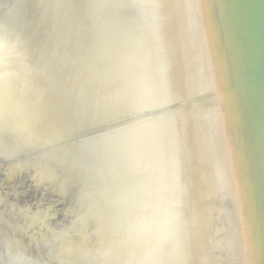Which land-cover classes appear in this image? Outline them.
Returning a JSON list of instances; mask_svg holds the SVG:
<instances>
[{
    "label": "rangeland",
    "instance_id": "374dc122",
    "mask_svg": "<svg viewBox=\"0 0 264 264\" xmlns=\"http://www.w3.org/2000/svg\"><path fill=\"white\" fill-rule=\"evenodd\" d=\"M141 1L0 0V54L14 69L3 73L13 96L0 95V264H264L250 97L231 94H242L239 133L229 101L197 99L181 50L155 51L183 40Z\"/></svg>",
    "mask_w": 264,
    "mask_h": 264
},
{
    "label": "bare ground",
    "instance_id": "6f19581e",
    "mask_svg": "<svg viewBox=\"0 0 264 264\" xmlns=\"http://www.w3.org/2000/svg\"><path fill=\"white\" fill-rule=\"evenodd\" d=\"M141 1V0H140ZM143 1H146L145 3H147L146 7L148 9H145V6H144V9L145 11L147 10H150L151 13H146L147 14H151V16L153 17V19L157 20V22L160 24V28L162 29V33L163 35H166L168 34L169 36H172V35H175V36H180L179 39L180 40H183V42L181 43L177 38H174L178 40V43H175L173 44L172 42L174 40H172V44L170 46V42L168 43H165L163 41H165L163 39V41H158L160 39H154V40H157L158 41V47H154L156 48L155 51L157 52L158 51H171V53L176 54L177 51L181 50V55L182 53H184V55L182 56H185L186 57V60L183 59L184 63L181 62L179 59L181 58H184V57H181L178 59V62L182 63L183 65L182 66H179L180 68L182 67V70L187 73H189L190 75L192 74V78H190V82L191 81H194V83H196L197 87H198V84L201 83L202 84V94H198L199 96L197 97V99L199 101H203V100H207V101H213V102H218L220 101V105H224L225 107V104L224 102L226 101H229L230 103H228V106H229V110H228V107H227V111H230V113L233 114V118H232V121H233V125L235 127H237V132L240 133L239 131V126L238 124H236V119L237 117L234 115L235 113V110L234 109V104L232 105V103H235L237 100H239L241 97H242V94L239 92V93H236L233 97H232V92H235L236 90H240V91H244V93L248 94V96L250 97V105H251V110H252V117L254 119V124H255V128H258L257 129V132L259 134V136L256 134V141H257V144L258 145V142L261 141V134H260V130H259V125H258V122L257 121V118H256V114H255V107H254V104H253V101H252V97H251V94H250V91H248L249 89H246L244 87V89H242V87H238V86H235L233 85L232 86V83L235 84L236 80L241 78L243 79L245 73H246V67L248 65L247 63V53H246V48H245V44L244 42L242 41V38H241V35L239 33V30H238V25H237V21H236V9H235V0H143ZM142 2V1H141ZM144 3V2H143ZM148 4L150 5L148 7ZM144 5V4H143ZM33 6V5H32ZM31 7V6H30ZM33 8V7H32ZM143 8V7H142ZM142 11V10H141ZM144 11V12H145ZM137 12V11H136ZM146 14V15H147ZM137 15V14H136ZM144 15V14H143ZM151 17V18H152ZM234 18H235V22H234ZM133 19V18H132ZM150 19V18H149ZM137 20V19H136ZM223 20V23H221V21ZM153 21V20H152ZM150 22V21H149ZM135 23V21H134ZM157 23V24H158ZM235 23H236V26H235ZM150 24V23H149ZM148 24V25H149ZM136 25V24H135ZM153 25V23H152ZM155 26H157L155 24ZM142 27V26H141ZM151 27V26H150ZM146 28V27H145ZM152 28V27H151ZM155 28V27H154ZM237 28V30H236ZM150 29V28H149ZM157 29V28H155ZM137 30V29H136ZM159 30V29H158ZM157 30V31H158ZM161 31V30H160ZM155 32V31H154ZM165 32V33H164ZM146 33V32H145ZM148 33V31H147ZM159 33V32H158ZM153 34V33H152ZM138 35V33H137ZM143 35V34H142ZM160 35V34H159ZM163 35H160L159 37H165ZM167 35V37H169ZM151 36V35H150ZM155 36V35H154ZM153 36V37H154ZM174 36V37H175ZM228 36L232 39L233 41V44L235 46V43H234V40H233V37H235L236 39V43H237V48L235 49L238 53V55L241 56V59H240V69H239V78H229V70H228V65H227V58L225 56V52H224V48H223V45H222V41L223 43H226L228 42ZM149 37V35H148ZM152 37V38H153ZM158 37V36H157ZM156 38V37H155ZM166 38V37H165ZM144 39V38H143ZM170 39V37H169ZM168 39V40H169ZM173 39V38H172ZM167 40V41H168ZM171 40V39H170ZM222 40V41H221ZM176 41V40H175ZM174 41V42H175ZM140 42V41H139ZM154 43L156 41H153ZM177 42V41H176ZM180 42V44H179ZM162 44H168V47H165V45H161ZM151 44V43H150ZM145 46V45H144ZM148 46V45H147ZM0 48H1V43H0ZM152 48V47H151ZM217 49V51H216ZM147 50V49H146ZM151 50V49H150ZM153 50V48H152ZM154 51V50H153ZM164 51V53L166 52ZM144 52V51H143ZM151 52V51H149ZM180 52V51H179ZM219 53V61L217 62L216 60V56L217 54ZM152 53V52H151ZM159 53V52H158ZM162 53V52H161ZM160 53V55H161ZM162 53V54H164ZM167 53V52H166ZM165 53V56L167 57ZM154 54V53H153ZM157 54V53H156ZM168 54V53H167ZM180 55V53H178ZM158 55V56H160ZM178 55V56H179ZM156 56V55H155ZM176 56V55H175ZM174 56V57H175ZM147 57V56H146ZM164 57V56H162ZM174 57H173V61L174 62ZM143 58V57H142ZM141 58V59H142ZM153 58V57H152ZM158 58V57H157ZM160 58V57H159ZM145 59V58H144ZM168 59V57H167ZM170 59H172L170 57ZM149 60V58H148ZM147 60V61H148ZM151 60V59H150ZM153 60V59H152ZM159 60V59H158ZM157 60V62H158ZM165 59H163L162 61H164ZM146 60H144L145 62ZM155 61V60H154ZM166 61V60H165ZM170 61V60H169ZM6 63L7 67H5V65L3 66V63ZM143 62V63H144ZM156 62V63H157ZM160 62H161V59H160ZM171 62V61H170ZM146 63V62H145ZM144 63V65H145ZM153 63V62H152ZM155 63V64H156ZM159 63V62H158ZM163 63V62H162ZM161 63V64H162ZM165 63V62H164ZM163 63V64H164ZM160 64V65H161ZM162 64V66H163ZM176 64V63H175ZM149 65V64H148ZM148 65L146 64L147 68H148ZM167 67H171V68H174L173 66H170V63L169 64H166ZM178 65V64H177ZM143 66V65H142ZM151 66V65H150ZM154 66V65H153ZM161 66V67H162ZM160 67V66H159ZM160 67V68H161ZM146 68V69H147ZM153 68V67H152ZM157 69V70H160ZM164 68V67H162ZM176 68V67H175ZM179 68V69H180ZM151 69V68H150ZM178 71H181L179 70ZM145 70V69H144ZM153 70V69H151ZM169 70V69H167ZM175 69L173 70H170V71H174ZM14 71V69H10L9 68V65H8V61H7V58L5 55H2L0 54V89H2V93L0 94L1 96L3 94H6V96L8 95H12L13 96V85L11 84V80H9L10 77H8V79H6L3 75V73H6L7 74H12V72ZM149 71V70H148ZM176 71V70H175ZM155 72V71H153ZM166 74H167V71H165ZM177 72V71H176ZM157 73V72H155ZM180 73V72H179ZM147 74V73H146ZM150 74V73H149ZM170 74V73H169ZM172 74V73H171ZM175 74V73H174ZM195 74V76L193 75ZM151 75V74H150ZM159 75V74H158ZM164 75V74H163ZM12 76V75H10ZM156 76V74H155ZM4 77V79H3ZM151 77V76H150ZM167 77V75H166ZM164 77V78H166ZM172 77V76H171ZM147 78V77H146ZM149 78V77H148ZM153 78V76H152ZM156 78V77H155ZM153 78V79H155ZM159 78V77H158ZM169 79V78H168ZM187 79V77H186ZM3 80V81H2ZM162 80V79H161ZM160 80V81H161ZM184 80V79H183ZM159 81V82H160ZM235 81V82H234ZM153 82V81H152ZM162 82V81H161ZM165 82V80H164ZM177 83V82H175ZM183 83V81H182ZM151 84V83H150ZM160 84V83H158ZM178 84V83H177ZM185 84V83H184ZM188 84V83H187ZM229 84H231L232 87H228L224 90V92H221V89L223 87H227ZM164 85V84H162ZM166 86V85H164ZM180 86V84H179ZM183 86V85H181ZM188 86V85H187ZM191 86V85H190ZM189 86V87H190ZM169 88V87H168ZM193 88V87H192ZM5 89V90H4ZM157 89V88H156ZM181 89V88H180ZM194 89V88H193ZM196 89V87H195ZM194 89V90H195ZM4 90V91H3ZM155 90V88H154ZM163 90V89H162ZM192 90V89H191ZM157 91V90H156ZM167 91V90H166ZM170 91V90H169ZM180 91V90H179ZM198 91V89L196 90ZM195 91V93H196ZM168 92V91H167ZM201 92V90L199 91ZM198 92V93H199ZM218 92V94H216ZM237 92V91H236ZM171 93V92H170ZM213 94L214 96L213 97H209L210 94ZM157 94V93H156ZM166 94V93H165ZM169 94V93H168ZM167 95V94H166ZM203 95V96H202ZM171 96V95H170ZM191 96V95H190ZM167 97V96H166ZM222 98L225 99L222 100ZM221 99V100H220ZM224 101V102H223ZM256 104H257V101H256ZM258 107V106H257ZM259 109V107H258ZM225 108L222 109L220 108V122H222L224 124V120H226V116H225ZM208 114V113H207ZM210 115V114H209ZM201 118V117H200ZM256 118V119H255ZM200 120V119H199ZM202 121V118L201 120ZM205 121V120H204ZM202 121V123L204 122ZM209 121V124L211 123L210 121H212V119L208 120ZM214 121H212L213 123ZM215 123V122H214ZM221 123V124H222ZM207 124V123H206ZM206 124L203 125L206 127ZM222 124V125H223ZM199 125V124H198ZM208 125V124H207ZM214 124H212L211 126H213ZM220 125V124H218ZM201 127V126H200ZM209 127V125H208ZM201 128L203 129H200L199 131H203L204 130V127L202 126ZM210 129V127H209ZM213 129V127H212ZM215 129V127H214ZM219 129V128H218ZM217 131V129H215ZM231 130V128H230ZM207 132H209L208 130H206ZM214 131V130H211V132ZM220 131V130H219ZM219 131H217L218 133H220ZM229 132V126H228V129L226 130ZM205 132V130H204ZM215 132V131H214ZM213 132V133H214ZM235 132H236V129H235ZM203 132H201L202 134ZM204 134V133H203ZM207 134V133H206ZM211 134V133H210ZM209 134V135H210ZM217 134V133H216ZM229 134V133H227ZM218 135V134H217ZM221 135V134H219ZM226 135V134H224ZM203 136V135H202ZM206 138L203 140V142H205V140L207 139V136L208 135H205ZM212 137V135H211ZM230 137V136H229ZM260 137V138H259ZM203 138V137H201ZM215 138V136L213 137ZM218 138V137H217ZM211 139V138H210ZM209 139V140H210ZM216 139V138H215ZM224 139H227V138H224ZM232 139V138H231ZM218 140V139H217ZM213 141V139H212ZM219 141V140H218ZM221 141V140H220ZM264 141V139H263ZM200 142V141H199ZM203 142H200V143H203ZM211 142V141H210ZM208 142V143H210ZM223 142V141H222ZM221 142V143H222ZM231 141H229L230 143ZM204 144V143H203ZM203 144H202V148H203ZM217 143H215V146H218L221 144H219L218 142V145H216ZM224 144V142H223ZM260 144V142H259ZM214 145V143H213ZM261 147H262V144H260ZM219 146V147H220ZM225 146V144H224ZM224 146H222L223 148H225ZM259 146V145H258ZM214 147V146H213ZM221 147V148H222ZM216 148V147H215ZM260 148L257 147V152L258 149ZM217 149V148H216ZM200 150V149H199ZM205 150V149H204ZM221 150V149H220ZM201 151V150H200ZM262 151V150H261ZM206 152V151H205ZM216 152V150H215ZM218 152V151H217ZM216 152V153H217ZM220 152V151H219ZM262 153V152H261ZM206 154V153H205ZM215 154V153H214ZM258 155V154H257ZM215 156V155H214ZM213 156V157H214ZM219 156L216 154V157ZM255 156V155H254ZM211 157V156H210ZM263 157V155H262ZM215 158V157H214ZM212 159V158H211ZM254 159V158H253ZM256 159V157H255ZM254 159V160H255ZM259 159V158H257ZM263 162V161H262ZM257 163V162H256ZM259 165V163H258ZM215 166V165H214ZM211 167H213L211 165ZM213 169V168H211ZM216 170V167L215 169ZM263 170V169H262ZM261 170V171H262ZM213 171V170H212ZM211 172V170H210ZM263 172V171H262ZM213 173V172H212ZM213 175V174H212ZM219 175V174H217ZM221 178V177H220ZM263 179V178H262ZM214 180V184L216 183L215 179ZM218 180V178H217ZM222 181H224V178L222 179ZM218 184L219 183H216L217 187H218ZM223 183H221L222 185ZM221 185L219 184L220 188H221ZM228 185V184H225V186ZM230 188L227 186V189ZM262 188V187H261ZM219 190V188H218ZM230 190V189H229ZM221 191V189L219 190V192ZM262 192V191H261ZM264 193V192H263ZM264 198V196H263ZM263 204V203H262ZM264 212V211H263ZM242 218L243 221L245 220V216L244 214L242 213L239 218ZM5 235V234H4ZM7 235V234H6ZM1 238V237H0ZM8 238V237H7ZM6 238V239H7ZM3 240V236L1 238ZM0 239V240H1ZM1 240V241H2ZM4 241V240H3ZM6 241V240H5ZM14 245V244H13ZM13 247V246H11ZM16 247V246H15ZM14 250V248H12ZM16 251V250H15ZM199 251V250H198ZM196 252V250L194 251V253ZM193 253V254H194ZM257 257H255L256 259ZM254 259V258H253ZM261 262H259V258H257V263L256 264H260ZM249 264H254L253 263V260L251 262H249Z\"/></svg>",
    "mask_w": 264,
    "mask_h": 264
},
{
    "label": "water",
    "instance_id": "95a60500",
    "mask_svg": "<svg viewBox=\"0 0 264 264\" xmlns=\"http://www.w3.org/2000/svg\"><path fill=\"white\" fill-rule=\"evenodd\" d=\"M235 9L238 30L246 48L248 65L244 78L237 79L232 86L242 87V89L245 87L250 91L255 107L256 122H258L261 134L264 163V0H235ZM233 40L237 48L235 37ZM232 86L229 84L223 87L221 92ZM213 96L212 93L209 95V97ZM261 195L264 196L263 193Z\"/></svg>",
    "mask_w": 264,
    "mask_h": 264
}]
</instances>
